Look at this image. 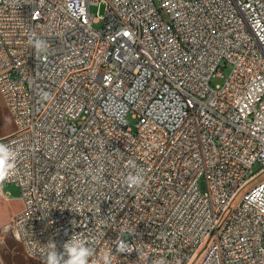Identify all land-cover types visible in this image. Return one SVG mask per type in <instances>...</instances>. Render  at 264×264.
Returning <instances> with one entry per match:
<instances>
[{
	"label": "built area",
	"instance_id": "1",
	"mask_svg": "<svg viewBox=\"0 0 264 264\" xmlns=\"http://www.w3.org/2000/svg\"><path fill=\"white\" fill-rule=\"evenodd\" d=\"M0 92L27 256L264 264V0H0Z\"/></svg>",
	"mask_w": 264,
	"mask_h": 264
},
{
	"label": "rangeland",
	"instance_id": "2",
	"mask_svg": "<svg viewBox=\"0 0 264 264\" xmlns=\"http://www.w3.org/2000/svg\"><path fill=\"white\" fill-rule=\"evenodd\" d=\"M98 5L91 6V12L97 13ZM100 12L104 13V6L101 5ZM95 27L102 26V22H96ZM231 66H226L222 73L226 76L230 73ZM224 80L222 76L213 78L212 83L215 85ZM6 113V115L4 114ZM15 130V123L5 104L0 92V137L11 134ZM262 165L256 163L254 170L257 171ZM264 175L258 177L254 182L261 179ZM8 195L10 199L5 198ZM21 188L15 182H4L0 186V262L1 264H45L37 259L27 256L16 232L13 228L12 221L14 215L22 208Z\"/></svg>",
	"mask_w": 264,
	"mask_h": 264
},
{
	"label": "clouds",
	"instance_id": "3",
	"mask_svg": "<svg viewBox=\"0 0 264 264\" xmlns=\"http://www.w3.org/2000/svg\"><path fill=\"white\" fill-rule=\"evenodd\" d=\"M33 47L38 53L45 52L47 50V43L39 38L35 39L33 42ZM42 99H48V94L44 93ZM20 155L18 148H15L9 144L0 143V186L10 179V177L15 173L17 158ZM135 167V165H133ZM129 188H141L145 185V179L143 173L137 170L135 174H129L124 181ZM5 198H7L5 196ZM64 252L60 253L56 250L55 244H49V251L45 258V264H61L63 256L68 255L69 259L63 261V264H89V258L94 255V253L85 246L83 241L71 242L68 241L64 244ZM111 254L105 252L101 259L103 264H111Z\"/></svg>",
	"mask_w": 264,
	"mask_h": 264
},
{
	"label": "trees",
	"instance_id": "4",
	"mask_svg": "<svg viewBox=\"0 0 264 264\" xmlns=\"http://www.w3.org/2000/svg\"><path fill=\"white\" fill-rule=\"evenodd\" d=\"M8 108V107H7ZM4 114L6 115V113L4 112Z\"/></svg>",
	"mask_w": 264,
	"mask_h": 264
},
{
	"label": "water",
	"instance_id": "5",
	"mask_svg": "<svg viewBox=\"0 0 264 264\" xmlns=\"http://www.w3.org/2000/svg\"><path fill=\"white\" fill-rule=\"evenodd\" d=\"M0 264H1V262H0Z\"/></svg>",
	"mask_w": 264,
	"mask_h": 264
}]
</instances>
